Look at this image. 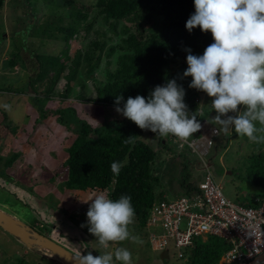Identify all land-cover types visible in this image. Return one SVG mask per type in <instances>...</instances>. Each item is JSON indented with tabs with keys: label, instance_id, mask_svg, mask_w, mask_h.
<instances>
[{
	"label": "rangeland",
	"instance_id": "rangeland-1",
	"mask_svg": "<svg viewBox=\"0 0 264 264\" xmlns=\"http://www.w3.org/2000/svg\"><path fill=\"white\" fill-rule=\"evenodd\" d=\"M81 1L96 4L95 0ZM67 8L64 0H12V4L8 1L0 14V210L22 221L30 229L34 228L35 232L50 238L74 255H86L91 251L94 256H98L99 252L105 250L99 247L96 237L89 233L87 226L81 227L87 224V211L91 203L83 201L90 199L94 193L66 189L68 168L65 161L68 149L77 137L74 132L78 126L77 117L94 127L125 118L115 109L97 104V89L109 82L110 75L119 74L118 77L124 78L134 68L130 63L131 51L118 47L110 60H103L94 75L95 80L88 82V77L83 74L82 78L74 81L73 92L69 93L66 101H60L64 92V83L60 82L54 94L56 98L44 102L47 103L43 110L47 118L44 117L34 92L43 95L46 87L29 88L30 75L25 67L27 62L31 65L34 58L66 53L65 44L48 41L40 32L43 25L49 22L58 27L69 25V16L61 14ZM96 15L95 9L90 21ZM128 24L131 26L130 22ZM121 26L118 22V30ZM96 28H103L111 36L109 44L120 46V36L109 33L107 25L99 17L87 37L81 31L77 39L70 42L72 47L68 55L72 57L76 49L83 48ZM15 54L19 56L14 57ZM69 58L62 56V61L66 62ZM4 59L7 62L15 59L18 65L5 71ZM32 82H35V77L31 79ZM211 99L208 95L204 97L201 107L200 121L202 124L207 122V126L201 130L208 143L202 140L198 152L203 153L204 157H200L187 145L181 151L176 149L178 153L169 152L154 137L143 136L144 142L150 144L157 155L155 170L161 181L156 189L159 197L161 194L168 200L181 197L184 178L188 179L189 184L199 187L208 173L204 167L205 162L229 200L241 203L250 197L264 196L263 188L245 178L249 167L248 157L263 152L264 144L250 142L246 136H239L234 131L230 135L214 133L212 130L220 126L213 122L215 112L210 107ZM4 104H10L11 110L6 111L2 107ZM60 107L75 108L77 112L76 118L68 115L69 112L64 115L67 126L57 120L59 115H56V111ZM194 135L188 140L202 139L200 134ZM14 155L16 161L12 166H6L7 160ZM112 192L113 188L104 191L109 198ZM129 227L134 235L142 238L143 243L136 244L129 240L110 242L109 251H114L115 247L128 248L133 253V264H189L187 258L178 259L174 250H171L168 258L162 252H152L149 245L150 232L139 228L136 219ZM155 231L161 233L158 229ZM162 256L167 260L164 261ZM0 264L64 263L51 251L41 247L31 248L0 227Z\"/></svg>",
	"mask_w": 264,
	"mask_h": 264
},
{
	"label": "trees",
	"instance_id": "trees-1",
	"mask_svg": "<svg viewBox=\"0 0 264 264\" xmlns=\"http://www.w3.org/2000/svg\"><path fill=\"white\" fill-rule=\"evenodd\" d=\"M8 1L12 4V0H0V14L5 10ZM64 1L68 8L61 14L69 16V25L58 27L49 22L46 26L43 25L40 33L48 41H60L65 44L66 53L60 56L34 58L32 64L29 65L27 62L28 65L26 64L25 67L30 75L29 88L46 87L43 95L38 91L34 92L37 95L39 110L44 117L46 114L43 110L47 105L44 102L56 98L54 94L60 82L64 83V92L60 101H66L69 93L73 92L74 81L82 78L83 74L88 77V82L95 80L94 75L103 60H110L118 47L121 49L124 47L132 53L129 57L134 69L124 78L118 77L119 74L110 75L109 82L97 89L99 96L97 104L116 109V96L122 95L124 100L118 106L123 107L129 96L142 95L147 98L155 86L165 85L169 80L175 79L185 90L184 102L189 111L196 112L198 119H201L202 102L207 94L190 88L192 78L183 77V72L188 67L186 49L190 48L194 55H202L204 49L214 40L210 31L202 32L199 27L193 29L191 33L187 30L186 22L195 12L194 0H95V5L81 0ZM95 9L97 15L90 21ZM99 17H102L109 33L120 36V46L109 44L112 40L111 36L103 28H96L83 48L76 49L72 57L68 55L72 47L70 42L76 40L81 31L87 37ZM118 22L122 24L119 30ZM17 56L19 54H15L14 57ZM62 56L70 58L64 62ZM17 65L15 59L10 62L4 59L5 71ZM33 77L35 82L31 83ZM6 91L12 93L10 90L6 89ZM42 96L44 100L41 99ZM57 110L56 115H59L57 120L65 126L67 125L64 123V115L73 112L68 115L75 117L77 114L75 108L71 107L65 109L60 107ZM76 123L78 126L74 132L77 137L68 149V158L65 161L68 168L66 189L97 194L113 188L110 197L113 200L119 199L122 195L130 196L139 228L146 230L151 208L165 198L162 194L159 197L156 191L161 183L155 170L156 152L142 138L150 135L173 153L184 149L180 139L172 134L166 137L156 136L150 130L140 129L126 117L105 123L100 127H94L78 117ZM202 133L203 130L196 134L202 136L204 135ZM132 135H134L132 142L125 143L127 137ZM16 158V155L11 156L6 166H12ZM248 159L246 180L264 189V151L249 156ZM125 160L127 163L119 175H114L111 171L112 162ZM187 180L184 178L181 184L183 193L181 197H191L198 191L197 187L189 184ZM263 199L264 196L250 197L239 204L257 208L260 207ZM31 230L35 231L34 228ZM231 249L232 245L218 236L199 237L195 240L194 247L188 251L186 261L189 264H221L222 257Z\"/></svg>",
	"mask_w": 264,
	"mask_h": 264
},
{
	"label": "clouds",
	"instance_id": "clouds-1",
	"mask_svg": "<svg viewBox=\"0 0 264 264\" xmlns=\"http://www.w3.org/2000/svg\"><path fill=\"white\" fill-rule=\"evenodd\" d=\"M194 6L187 30L191 33L199 27L202 32L210 31L214 42L202 55L186 49L188 67L183 77L192 78L190 88L212 98V119L220 126L213 129L214 133L230 135L234 131L250 142L264 144V0H194ZM185 95L184 88L172 79L155 86L147 98L129 96L123 107L118 105L124 97L117 95L115 110L142 130L161 137L172 134L187 141L201 131L203 124L196 112L189 111ZM2 107L11 110L10 104ZM133 136L124 142H132ZM126 163L112 162V173L119 175ZM89 201L87 224L81 227L87 226L105 251L98 256L91 251L72 255V264H133V253L128 248L108 250L110 242L143 243L129 227L135 222L131 197L122 195L113 200L100 192L83 202Z\"/></svg>",
	"mask_w": 264,
	"mask_h": 264
},
{
	"label": "built area",
	"instance_id": "built-area-1",
	"mask_svg": "<svg viewBox=\"0 0 264 264\" xmlns=\"http://www.w3.org/2000/svg\"><path fill=\"white\" fill-rule=\"evenodd\" d=\"M201 138L180 139L181 146L187 145L204 157L198 146L202 140L208 142L205 135ZM204 167L208 171L206 179L191 197L160 200L153 205L146 226L150 248L167 258L174 250L177 258L184 260L197 238L215 235L232 245L222 263L251 264L264 254V199L257 208L229 200L209 171L210 166L205 162Z\"/></svg>",
	"mask_w": 264,
	"mask_h": 264
},
{
	"label": "water",
	"instance_id": "water-1",
	"mask_svg": "<svg viewBox=\"0 0 264 264\" xmlns=\"http://www.w3.org/2000/svg\"><path fill=\"white\" fill-rule=\"evenodd\" d=\"M0 227L16 236L25 245L31 248L41 247L47 249L59 257L64 264H72V255L74 254L56 244L50 238L31 230L22 221L10 217L1 210ZM251 264H264V254L255 259Z\"/></svg>",
	"mask_w": 264,
	"mask_h": 264
},
{
	"label": "crops",
	"instance_id": "crops-1",
	"mask_svg": "<svg viewBox=\"0 0 264 264\" xmlns=\"http://www.w3.org/2000/svg\"><path fill=\"white\" fill-rule=\"evenodd\" d=\"M203 124H207V122L205 121Z\"/></svg>",
	"mask_w": 264,
	"mask_h": 264
},
{
	"label": "flooded vegetation",
	"instance_id": "flooded-vegetation-1",
	"mask_svg": "<svg viewBox=\"0 0 264 264\" xmlns=\"http://www.w3.org/2000/svg\"><path fill=\"white\" fill-rule=\"evenodd\" d=\"M162 257L164 258V256H162ZM165 260H167V259L164 258V261H165Z\"/></svg>",
	"mask_w": 264,
	"mask_h": 264
},
{
	"label": "bare ground",
	"instance_id": "bare-ground-1",
	"mask_svg": "<svg viewBox=\"0 0 264 264\" xmlns=\"http://www.w3.org/2000/svg\"><path fill=\"white\" fill-rule=\"evenodd\" d=\"M102 143V142H101Z\"/></svg>",
	"mask_w": 264,
	"mask_h": 264
}]
</instances>
